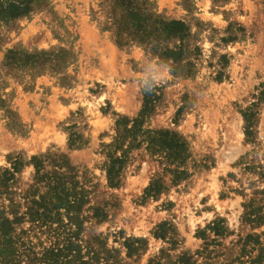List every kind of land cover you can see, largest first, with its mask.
<instances>
[{
  "label": "rangeland",
  "instance_id": "374dc122",
  "mask_svg": "<svg viewBox=\"0 0 264 264\" xmlns=\"http://www.w3.org/2000/svg\"><path fill=\"white\" fill-rule=\"evenodd\" d=\"M29 1L27 14L0 21V168L9 166L7 155L28 161L50 151L65 154L79 174L87 172L94 185L92 203L104 206L107 216L86 223L84 237L99 234L115 250L117 264L165 262V255L174 260L183 253L192 264H250L258 247L243 248L246 235L258 234L264 246V224L243 221L244 204L251 199H262L255 205H263L264 212V100L259 101L264 98V0H140L157 17L183 20L192 34L190 50L198 47L191 54L193 75L162 69V98L147 121L187 140L192 175L144 202L143 189L158 167L142 161L135 169L136 161L120 186L110 188L100 144L114 135L117 114H137L142 82L160 59L139 44L114 42L104 0ZM229 24L235 39L222 42ZM8 49L20 60L8 59ZM222 54L229 62L218 81ZM252 103L257 106L249 140L242 113ZM76 111L88 143L70 149L64 127ZM31 173L26 165L21 181ZM218 218L224 234L197 235ZM164 221L172 226L175 245L153 235ZM125 238L143 239L144 248L128 257ZM23 239L36 251L49 244L40 234Z\"/></svg>",
  "mask_w": 264,
  "mask_h": 264
},
{
  "label": "trees",
  "instance_id": "16d2710c",
  "mask_svg": "<svg viewBox=\"0 0 264 264\" xmlns=\"http://www.w3.org/2000/svg\"><path fill=\"white\" fill-rule=\"evenodd\" d=\"M105 12L110 19V28L114 42L119 46L132 43L143 46L158 59L166 60L173 68V75L191 76L196 72V63L191 59L195 46L190 50L192 34L188 25L181 19H164L154 15L140 0H104ZM29 0H0V21L4 23L30 11ZM222 37V42L232 41L235 35ZM239 30H242L239 27ZM6 57L14 62L20 56L12 49ZM229 60L220 55L216 80L225 76L224 67ZM162 98V85L154 94L144 95L142 105L134 116L117 114L114 135L107 143H101V152L105 155L103 170L106 183L110 188L120 186L129 165L138 161L154 163L158 171L150 178L143 189L142 202L156 199L169 186L186 181L191 175L190 160L192 153L187 140L176 130L164 127H151L147 124L157 104ZM260 98L259 101H263ZM242 113L244 134L253 138V126L256 111L253 107ZM181 107L175 113L174 122L179 119ZM72 123L65 126L67 146L70 149L81 148L88 143L85 136L86 125L79 121L78 111L71 113ZM9 166L0 168V264H117L115 250L106 246L99 234L84 237L86 223L105 220V207L92 203L94 185L87 172L79 171L69 162L65 154L46 151L33 154L25 161L20 154L7 155ZM30 165L32 173L28 180L21 181L22 169ZM261 193V192H259ZM261 200L251 199L244 204L243 221L253 227L264 224L263 205H255ZM223 222L218 218L206 225L197 235L204 237L206 230L222 235ZM28 224V227L24 225ZM172 226L164 221L157 225L153 235L167 239L175 245L170 236ZM45 235L48 246L36 251L30 240L23 236ZM123 246L126 255L131 257L144 248L145 241L140 238H125ZM243 248L251 245L258 247V254L249 259L250 264H264V246L259 235L249 233L243 239ZM207 250V249H205ZM204 251H201L203 253ZM209 254V252L207 253ZM165 262L152 261L150 264H192L191 256L181 254L176 259Z\"/></svg>",
  "mask_w": 264,
  "mask_h": 264
},
{
  "label": "clouds",
  "instance_id": "9594fccd",
  "mask_svg": "<svg viewBox=\"0 0 264 264\" xmlns=\"http://www.w3.org/2000/svg\"><path fill=\"white\" fill-rule=\"evenodd\" d=\"M162 69L167 70L168 74L174 71L166 60L160 58V62L155 65L154 74L148 80L142 82L140 90L144 95L154 94L157 88L165 81L166 78L164 77Z\"/></svg>",
  "mask_w": 264,
  "mask_h": 264
}]
</instances>
